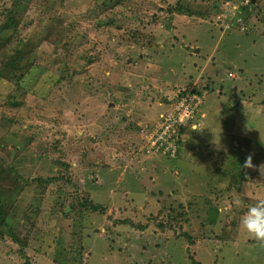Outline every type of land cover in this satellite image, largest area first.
I'll return each mask as SVG.
<instances>
[{
	"label": "rangeland",
	"instance_id": "1",
	"mask_svg": "<svg viewBox=\"0 0 264 264\" xmlns=\"http://www.w3.org/2000/svg\"><path fill=\"white\" fill-rule=\"evenodd\" d=\"M37 1L0 28V264H264L239 223L264 200V0Z\"/></svg>",
	"mask_w": 264,
	"mask_h": 264
},
{
	"label": "trees",
	"instance_id": "2",
	"mask_svg": "<svg viewBox=\"0 0 264 264\" xmlns=\"http://www.w3.org/2000/svg\"><path fill=\"white\" fill-rule=\"evenodd\" d=\"M17 0H12V2H11V6H9V7H6L5 8V11L4 10H2L1 12H0V14L3 16L4 15V17H5V19L3 20V23H0V28H2V27H14V26H18L19 25V19L20 18H18V23H16V21H15V18H16V15L13 13V11L11 10V8L14 6V4H15V2H16ZM36 2H38L37 0H36ZM48 2H50V1H48ZM115 2H118V0H116ZM174 11H177L178 13H182L183 12V9L181 8V7H175L174 8ZM7 18V19H6ZM39 20H40V18H39ZM16 23V24H15ZM21 25V24H20ZM19 28H20V26H19ZM20 30V29H19ZM17 31V30H16ZM15 32V31H14ZM10 39H12V38H9V35H1L0 36V52L2 51V49L3 48H6V47H9L10 46V43H11V40ZM18 51H19V49H16L15 51H14V53L16 52V54L18 53ZM13 53V54H14ZM15 54V55H16ZM4 55L5 54H2V57H3V62L5 61V59H4ZM17 63V62H16ZM19 63V67L20 68H22V69H25V73H29V72H32V70L35 68V67H37L36 65V63L35 62H26V61H19L18 62ZM38 67H40V66H38ZM23 76H21L20 78H22ZM217 117V114L216 115H213V118H216ZM231 117H234L233 116V113H231V114H227L226 115V117L225 116H223V118H218L219 120H222V122H223V125L224 126H226V128H229L230 127V125H228L227 124V122H228V120L231 118ZM258 137H259V134H258ZM238 141H242V139L240 138V136H238ZM252 140H254L253 138H251ZM259 139V138H258ZM260 141H261V139H260ZM181 143V141L178 143V144H180ZM221 175V174H220ZM223 176H225V175H221V177H223ZM216 179V178H215ZM217 179H218V177H217ZM6 210H4V205L0 202V236H4V233H7L10 237H12L13 239H15V240H17V241H20V239L19 238H17L16 237V234H15V232L14 231H12V230H7L8 229V225H7V223H6Z\"/></svg>",
	"mask_w": 264,
	"mask_h": 264
},
{
	"label": "clouds",
	"instance_id": "3",
	"mask_svg": "<svg viewBox=\"0 0 264 264\" xmlns=\"http://www.w3.org/2000/svg\"><path fill=\"white\" fill-rule=\"evenodd\" d=\"M239 223L251 238L264 242V200L248 207Z\"/></svg>",
	"mask_w": 264,
	"mask_h": 264
},
{
	"label": "built area",
	"instance_id": "4",
	"mask_svg": "<svg viewBox=\"0 0 264 264\" xmlns=\"http://www.w3.org/2000/svg\"><path fill=\"white\" fill-rule=\"evenodd\" d=\"M169 140H167V139H162V137L161 138H159V140L158 139H154V146L156 147L158 144H164V143H169L168 142Z\"/></svg>",
	"mask_w": 264,
	"mask_h": 264
}]
</instances>
